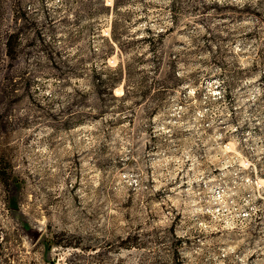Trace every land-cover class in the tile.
<instances>
[{"label":"rangeland","instance_id":"1","mask_svg":"<svg viewBox=\"0 0 264 264\" xmlns=\"http://www.w3.org/2000/svg\"><path fill=\"white\" fill-rule=\"evenodd\" d=\"M4 5L0 264H264V0Z\"/></svg>","mask_w":264,"mask_h":264},{"label":"trees","instance_id":"2","mask_svg":"<svg viewBox=\"0 0 264 264\" xmlns=\"http://www.w3.org/2000/svg\"><path fill=\"white\" fill-rule=\"evenodd\" d=\"M119 1V0H116ZM14 9H16V22L19 23V21H21V19H23V17H25V15L27 16V11L23 10L22 12V7L20 6V4L16 5L14 7ZM6 14V7L4 5V0H0V61H5V59L7 58H12L14 57L16 51H17V47L19 46L20 40H22L21 38V31L22 28L20 27V29L17 27L15 28H7L5 29L3 27V21H4V16ZM31 23L33 25H37V21L35 20H31ZM112 38L114 41L118 42L119 44V37L115 35V29H114V25H112ZM43 40V39H42ZM5 88L8 90H10L11 92H13L17 86V81L15 78L9 77L7 78L6 82L4 83ZM113 89V88H112Z\"/></svg>","mask_w":264,"mask_h":264}]
</instances>
